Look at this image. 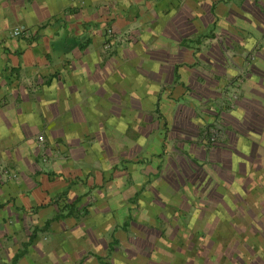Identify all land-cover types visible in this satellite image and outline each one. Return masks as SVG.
<instances>
[{
  "label": "crops",
  "instance_id": "0c3cea01",
  "mask_svg": "<svg viewBox=\"0 0 264 264\" xmlns=\"http://www.w3.org/2000/svg\"><path fill=\"white\" fill-rule=\"evenodd\" d=\"M242 69L264 86V0H0V264H134L118 233L130 240L134 212L167 205L200 225V188L240 193L220 174L263 207L264 88L238 114ZM116 193L121 223L106 214Z\"/></svg>",
  "mask_w": 264,
  "mask_h": 264
},
{
  "label": "rangeland",
  "instance_id": "374dc122",
  "mask_svg": "<svg viewBox=\"0 0 264 264\" xmlns=\"http://www.w3.org/2000/svg\"><path fill=\"white\" fill-rule=\"evenodd\" d=\"M258 53L259 51H257V53L255 51L253 54L244 57L247 60L246 67L248 73H250L253 65L252 63L255 62ZM241 75L242 79L238 82V85L236 84L232 87L235 94L231 97L233 102L237 104V106L235 105L232 108L234 110L238 108V114H242L243 106L245 107V105H247L245 103L246 97H250L252 93L260 95L261 93L255 91V88H264V86H261L259 83L255 86L250 80L251 77L247 76V72L243 69ZM232 108L230 110H233ZM257 120H260L258 116L254 121ZM252 122L253 120L250 123L252 124ZM215 131H218L219 136L216 142L210 145L221 143L220 139L221 136H223V131L216 125L208 128L206 134H213ZM254 135H257V140L262 137L259 132H255ZM195 176L196 175L191 176L189 180L193 183L201 182V179ZM219 178H222V182L229 184L228 186L225 184L227 188L232 187L237 190L239 188L238 191L240 193L232 191L231 189L229 192L228 189L227 191L224 190L219 193L216 192L217 190H215L214 186H208L203 190L200 188L201 193L199 195L201 196L204 194L203 198L205 200L200 202V206L197 210H191L192 212L190 214L192 217L200 218V225L196 222L190 226H183L189 217L187 212L174 211L172 209L173 207L167 205H164V207L163 205H159L158 208L154 206L150 209L149 206L147 209L145 207V209L133 211L136 217L135 225L130 227V240L127 241L128 235H124L121 230L118 231L121 236L123 235L120 249H123L124 256L127 255L126 259L130 260V262H135L134 264H263L264 255H262L263 259L260 257H250V255L254 256L252 253L256 252L255 250L257 247L264 252V206L262 207L261 205L263 200H261L260 193H256L254 189H252L251 194H249L250 198L247 199V195L240 191V182L243 183L241 176L237 174L232 176L229 174H220ZM194 188L198 189L196 185ZM119 196L120 194L118 195V193L110 194L113 200L112 209L106 214H108L107 218L113 216L116 221L119 220L118 222L121 223L120 221L122 218H125L126 214H129V211H126L122 207L117 208L119 203L117 199ZM226 196H228L227 198H231L232 196V200L227 202V199H223ZM262 196L264 197V195ZM222 201H225V203ZM236 201L237 203L238 201L243 203L247 201L248 209L243 207L239 209L238 206H236ZM185 202L186 200L183 197L182 202L178 204L185 206ZM217 202H220V204H217ZM197 203L199 202L197 201ZM254 203H256V205ZM213 205H215V209H213ZM205 206L209 209L203 210ZM73 210L74 209H70L69 211L73 213ZM212 213L216 216L215 221H213V223L211 222L212 224H205L204 222L213 218L211 217ZM75 214L80 213L76 211ZM172 215L177 222L175 227H166V225H157L154 223V219L160 221L163 219L170 220ZM205 215L206 217H203ZM75 216L76 215H73L71 218L76 219L77 216ZM60 217L64 216L58 214L57 218ZM219 217L222 218V220H220L221 222L218 220ZM225 222L227 224H224ZM73 227L74 226L68 225L66 229H71V234H77L76 232H78V228L80 227L72 229ZM108 228L109 221L107 219L97 226L98 232L104 235H106L105 231ZM165 235H168L167 238L169 241L167 244H165L164 241H160ZM49 237L50 240H48ZM48 239H46L47 242H51V234L48 236ZM99 240L101 241V239ZM126 241L129 246L126 245ZM97 245L98 247H96V250L100 248L105 250L102 241L101 243H97ZM179 252L183 253L180 254ZM262 252L261 254H263ZM99 253L102 255L103 252ZM101 258L104 263L105 260L106 262L110 261V259ZM120 259L124 260L122 258Z\"/></svg>",
  "mask_w": 264,
  "mask_h": 264
},
{
  "label": "built area",
  "instance_id": "2783aa9c",
  "mask_svg": "<svg viewBox=\"0 0 264 264\" xmlns=\"http://www.w3.org/2000/svg\"><path fill=\"white\" fill-rule=\"evenodd\" d=\"M108 33H110V31H108ZM22 34V30L17 28V29H14L11 33V36L13 37H18ZM219 136V133L218 131H215L213 134H206L204 139L206 140V142L208 144H213L216 142V139L217 137Z\"/></svg>",
  "mask_w": 264,
  "mask_h": 264
},
{
  "label": "trees",
  "instance_id": "16d2710c",
  "mask_svg": "<svg viewBox=\"0 0 264 264\" xmlns=\"http://www.w3.org/2000/svg\"><path fill=\"white\" fill-rule=\"evenodd\" d=\"M261 251H262V250H261ZM17 258H18V257H15V259H14V260L16 261V260H17Z\"/></svg>",
  "mask_w": 264,
  "mask_h": 264
}]
</instances>
